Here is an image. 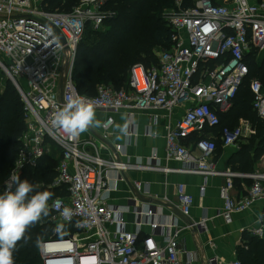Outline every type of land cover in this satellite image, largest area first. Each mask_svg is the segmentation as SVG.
<instances>
[{
    "label": "built area",
    "instance_id": "2783aa9c",
    "mask_svg": "<svg viewBox=\"0 0 264 264\" xmlns=\"http://www.w3.org/2000/svg\"><path fill=\"white\" fill-rule=\"evenodd\" d=\"M109 1L79 0L70 12H61L48 10L46 0H0V71L18 92L26 122L15 164L0 184V193L11 177L19 176L27 166L37 167L55 147L60 159L54 186H64L69 193L49 203L59 238L40 241L43 264H184L176 232L165 235L160 243L153 234L141 236L139 227L129 231L124 217L129 209L108 202L113 189L108 170L119 171L124 180L125 171L160 167L103 155L107 145L100 139L70 136L53 126L52 117L74 92L88 97L96 110L109 113L165 110L171 114L174 109H184L166 135V157L184 164L171 170L206 179L223 176L225 182L219 189L222 214L231 222L234 213L264 200V170H219L217 142L222 147L234 146L256 129L243 119L217 134L211 129L220 124V113L232 107L249 75L248 57L264 56V1L194 0L193 6L183 7V0H177L178 11L167 20L173 30L172 46L160 48L159 63L150 68L132 66L128 88L99 84L95 95H85L73 79L78 46L88 26L97 29L112 15L105 9ZM66 68L61 101L60 82ZM250 87L253 108L264 119V84L254 78ZM113 124L109 114L102 123L103 138ZM194 135L198 137L195 142L191 140ZM117 150L124 153L125 148L120 145ZM235 178L252 180L247 193L239 197L234 194ZM135 185L147 192L141 182ZM205 190L206 182L200 187L201 194ZM176 196L178 208L189 215L194 196L185 184H178ZM65 209L71 210L70 218L62 214ZM152 214V210L145 212L147 217ZM142 224L138 222V226ZM253 232L264 237V222ZM50 243L63 246L50 250ZM229 264L242 262L234 259Z\"/></svg>",
    "mask_w": 264,
    "mask_h": 264
},
{
    "label": "trees",
    "instance_id": "16d2710c",
    "mask_svg": "<svg viewBox=\"0 0 264 264\" xmlns=\"http://www.w3.org/2000/svg\"><path fill=\"white\" fill-rule=\"evenodd\" d=\"M175 0H110L105 9L112 12L105 20L107 29L95 30L88 26L78 52L73 79L78 91L85 95H95L99 84L111 82L117 89L128 88L130 69L136 64L150 68L159 63L155 48L168 49L172 46L173 30L161 14L163 4ZM79 0H46V8L51 11L70 12ZM183 7L193 6L194 0H183ZM157 5V7H155ZM249 75L239 89L232 107L220 113V124L211 129L215 134L223 127L234 128L239 120H249L256 133L249 142L240 146L236 161H232L234 171L254 172V164L264 154V119L253 108L254 95L250 83L254 78L264 84V56L258 62L256 55L248 57ZM26 129L24 107L15 87L8 81L0 94V184L9 176L15 164L20 147V137ZM197 135L191 140L196 141ZM217 154L222 144L217 142ZM259 150L260 154L253 151ZM59 151V150H58ZM60 159V158H59ZM59 159L47 155L37 167H25L20 173L21 180L27 179L35 191L47 190L52 193L49 202L67 196L66 187H55ZM236 184V178H235ZM51 211L26 233L25 239L17 244L15 264H43L39 243L42 240L57 239ZM59 235V234H58ZM258 249L250 247L241 251L242 264H264V241ZM246 252V253H245ZM254 254L255 258H250ZM252 259V260H251Z\"/></svg>",
    "mask_w": 264,
    "mask_h": 264
},
{
    "label": "crops",
    "instance_id": "0c3cea01",
    "mask_svg": "<svg viewBox=\"0 0 264 264\" xmlns=\"http://www.w3.org/2000/svg\"><path fill=\"white\" fill-rule=\"evenodd\" d=\"M183 112L184 109L181 108L174 109L171 114L165 110L134 112L121 110L114 113L96 110L100 126L90 127L81 133V136L103 137L102 123L111 114L114 117V124L106 140L113 145L112 148L115 147V150L107 145L103 155L160 167L159 170L125 171L122 173L124 180L121 179L119 171L108 170L107 176L113 188L109 193L108 202L129 209L124 215L127 230L136 231L139 227L141 236L153 234L160 243L163 242L165 235L176 232L177 243L181 249L179 255L184 264H229L234 259L242 261V250L248 251L250 247L257 250L260 241H264V237L253 232V229L264 222V200L255 202L244 212L234 213L232 221L228 223L222 214L223 200L219 194V189L225 182L223 176H209L206 179L200 174L171 170L181 169L184 164L166 157V135L169 129L176 125ZM242 119L246 120L241 118L239 124ZM246 121L251 124L249 120ZM121 128H125L126 132H121ZM150 132H156V135ZM250 137L243 138L237 145L222 147L221 153H216L217 168L221 171L233 170L232 161H236L237 151L241 145L247 144ZM120 145L124 146V153L116 151V147ZM137 182H141L145 187L146 196L166 200L176 206L177 186L180 183L185 184L188 192L194 196V206L187 215L193 223L184 222L168 208L138 200L130 188V183L134 185ZM205 182L206 190L201 194L200 187ZM251 184L252 180L249 178H236L234 194L239 197L247 193ZM149 210H152L153 214L147 217L145 212ZM138 222L143 224L138 226ZM250 258H255V255L252 254Z\"/></svg>",
    "mask_w": 264,
    "mask_h": 264
},
{
    "label": "clouds",
    "instance_id": "9594fccd",
    "mask_svg": "<svg viewBox=\"0 0 264 264\" xmlns=\"http://www.w3.org/2000/svg\"><path fill=\"white\" fill-rule=\"evenodd\" d=\"M52 124L70 136H77L90 127L100 126V121L95 104L74 92L53 114ZM120 130L126 132L125 128ZM51 197L52 193L47 190L35 191L27 179L11 177L5 191L0 193V264H15L17 244L25 239L31 227L48 215ZM62 214L70 218L71 210L65 209Z\"/></svg>",
    "mask_w": 264,
    "mask_h": 264
},
{
    "label": "rangeland",
    "instance_id": "374dc122",
    "mask_svg": "<svg viewBox=\"0 0 264 264\" xmlns=\"http://www.w3.org/2000/svg\"><path fill=\"white\" fill-rule=\"evenodd\" d=\"M155 7H157V5H155ZM176 11H178L177 0L173 1L169 5L163 4L162 10H161V14L165 16L166 20H168V19H170L171 14L176 12ZM107 27H108V25L104 24V25H102L101 27H99L97 29L104 31V30L107 29ZM97 29H95V30H97ZM86 30H89L88 27H87ZM160 51H161L160 48H155V52H156L157 55L160 54ZM256 59H257L258 62H261V58H259V57L257 58L256 57ZM7 82L8 81H7L6 76L0 71V94H2L4 92V89H5L6 85H7ZM22 83L26 87L25 82L22 81ZM103 85L114 87V84L111 83V82L105 83ZM248 142L249 141H247V143ZM253 152L255 154H260L258 149L256 151L254 150ZM49 155L54 157L56 160H58L59 157H60L59 156V151L55 147H52ZM263 170H264V154H262L260 156V158L255 161V164H254V171H263ZM55 228H56V225H55Z\"/></svg>",
    "mask_w": 264,
    "mask_h": 264
},
{
    "label": "water",
    "instance_id": "95a60500",
    "mask_svg": "<svg viewBox=\"0 0 264 264\" xmlns=\"http://www.w3.org/2000/svg\"><path fill=\"white\" fill-rule=\"evenodd\" d=\"M66 71H67V68L64 70V73L61 77V82H60V100L63 101V90H64V83H65V80H66ZM102 142H104L106 145H108L110 148L113 147V145H111L105 138H103L102 136L98 137ZM113 150H115V147L112 148ZM130 188L133 192V194L135 195V197L140 200L141 202H144V203H153V204H156V205H160L161 207H165V208H168L170 209L176 216L180 217L184 222L188 223V224H192L193 222H191V219L183 214L181 212V210L176 206L174 205L173 203L171 202H168V201H164V200H158V199H153V198H150L149 196H146L144 193H142L138 188L137 186L132 183H130Z\"/></svg>",
    "mask_w": 264,
    "mask_h": 264
},
{
    "label": "bare ground",
    "instance_id": "6f19581e",
    "mask_svg": "<svg viewBox=\"0 0 264 264\" xmlns=\"http://www.w3.org/2000/svg\"><path fill=\"white\" fill-rule=\"evenodd\" d=\"M62 246H63V244H61V243H50L47 245V248L50 250H55V249H58Z\"/></svg>",
    "mask_w": 264,
    "mask_h": 264
}]
</instances>
